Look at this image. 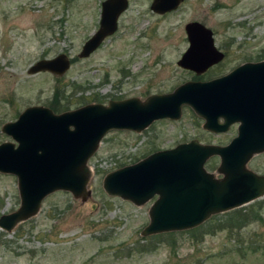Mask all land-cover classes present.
Wrapping results in <instances>:
<instances>
[{
    "label": "rangeland",
    "instance_id": "rangeland-1",
    "mask_svg": "<svg viewBox=\"0 0 264 264\" xmlns=\"http://www.w3.org/2000/svg\"><path fill=\"white\" fill-rule=\"evenodd\" d=\"M100 1L0 0V128L28 105L61 112L90 102L144 99L264 57V0H181L164 13L153 11L151 0H128L117 30L88 56L78 57L98 26ZM191 20L211 28L215 46L225 54L200 73L177 63L188 46L184 25ZM61 51L70 58L63 74L27 72L37 59ZM233 134L234 126L224 133L206 130L203 118L188 105L178 119H157L140 131H107L87 161L89 194L82 198L55 190L34 214L9 230L0 227V264H264V194L205 220L225 218L238 208L257 211L240 227L145 235L142 229L155 196L135 204L102 187L108 171L154 150L191 138L224 144ZM5 140L12 138L0 129V142ZM218 164L214 155L205 167L220 176ZM246 166L264 175V150ZM19 201L15 175L0 173V215L15 210Z\"/></svg>",
    "mask_w": 264,
    "mask_h": 264
},
{
    "label": "water",
    "instance_id": "water-1",
    "mask_svg": "<svg viewBox=\"0 0 264 264\" xmlns=\"http://www.w3.org/2000/svg\"><path fill=\"white\" fill-rule=\"evenodd\" d=\"M180 2L151 0L150 8L164 13ZM127 6L128 0L100 1L98 26L84 40L78 57L88 56L116 30L118 17ZM184 29L188 46L178 65L200 73L223 57L214 44L211 28L191 20ZM69 66V56L61 51L37 59L27 72L45 70L61 75ZM257 78H264V60L241 63L226 75L208 80H186L169 92L153 93L144 99L129 96L110 99L106 104L90 102L61 112L41 104L24 107L0 128L12 138L0 142V173L15 175L20 198L15 210L0 215V227L9 230L17 221L34 214L42 199L55 190L85 198L90 192L86 188L90 175L87 161L107 131H140L157 119H178L183 105L203 118V127L208 131L224 130L238 118L241 123L226 144L191 138L154 150L104 175L102 187L109 195L135 204L155 196L142 233L189 229L212 214L264 194V175L246 166L253 154L264 150V119L250 120L239 98L243 90H253ZM259 85L264 88V81ZM220 116H225L223 123L219 122ZM214 155L219 157L220 176L205 167Z\"/></svg>",
    "mask_w": 264,
    "mask_h": 264
},
{
    "label": "flooded vegetation",
    "instance_id": "flooded-vegetation-1",
    "mask_svg": "<svg viewBox=\"0 0 264 264\" xmlns=\"http://www.w3.org/2000/svg\"><path fill=\"white\" fill-rule=\"evenodd\" d=\"M180 4V3H179ZM178 4V5H179ZM117 27H118V24H117ZM116 30H117V28H116ZM115 30V31H116ZM114 31V32H115ZM113 32V33H114ZM112 33V34H113ZM107 37V36H106ZM224 53H223V57H224ZM223 57L219 60V61H221L222 59H223ZM259 60H264V57H262L261 59H259ZM259 60H255V61H259ZM218 61V62H219ZM218 62H216V63H218ZM244 62H247V61H244ZM244 62H242V63H244ZM216 63H213V64H211L210 66H212V65H214V64H216ZM239 64H241V63H239ZM239 64H237V65H239ZM237 65H235L234 67H232L231 69H229L228 71H226V72H223V73H221V74H219V75H217V76H223V75H226L227 73H229L230 71H232ZM210 66H208L205 70H207ZM204 70V71H205ZM217 76H214V77H217ZM214 77H211V78H214ZM211 78H209V79H211ZM206 80H208V79H206ZM256 81H253L254 83V88H253V90L251 89V87H250V89L252 90V91H249V92H247V91H245V90H243V92H241L242 94L239 96V98H240V101H241V104L240 105H242V106H244L243 108H245V107H247V112H246V114H247V116H249V118H250V120H253V121H257V119L258 118H261V119H264V88L262 87V86H260L259 85V83H262V81H264V78H260V80L257 78V79H255ZM243 83V82H242ZM246 83V82H245ZM246 86V85H245ZM248 88V87H247ZM242 91V90H241ZM249 97H251L252 98V100H250V101H247V100H249L248 98ZM239 105V106H240ZM238 108H240V107H238ZM240 110V109H239ZM228 111H230V109L228 110ZM232 111V110H231ZM244 112V111H243ZM234 113H236V112H234ZM241 113V112H240ZM233 114V113H232ZM231 115V114H230ZM245 117V116H244ZM243 117V118H244ZM252 117H254V118H252ZM202 118V117H201ZM247 119V118H246ZM245 119V120H246ZM225 121V116H220L219 117V122H221V123H223ZM241 123V119H235V120H233V121H231L229 124H228V126L224 129V130H221V131H218V132H214V133H224V132H227L229 129H230V127H232V126H234V128H235V134H233L232 135V137H234L236 134H237V132H238V126H239V124ZM212 132V131H211ZM231 137V138H232ZM230 138V139H231ZM229 139V140H230ZM224 144H226V143H224ZM254 155V154H253Z\"/></svg>",
    "mask_w": 264,
    "mask_h": 264
},
{
    "label": "trees",
    "instance_id": "trees-1",
    "mask_svg": "<svg viewBox=\"0 0 264 264\" xmlns=\"http://www.w3.org/2000/svg\"><path fill=\"white\" fill-rule=\"evenodd\" d=\"M211 160L207 164H210ZM257 215V211H251V213H248L247 211H243L242 208L233 209L231 212L228 213V216L225 218H220L218 215H213L211 218H209L210 221L204 222L201 225H198L196 227H192L191 229H188V232H195V229H202L203 231L208 232L209 230H216L220 229L225 226H242L244 222L250 218V216ZM172 232H168L167 235H171ZM169 239H167L168 241ZM146 249V247H144Z\"/></svg>",
    "mask_w": 264,
    "mask_h": 264
}]
</instances>
